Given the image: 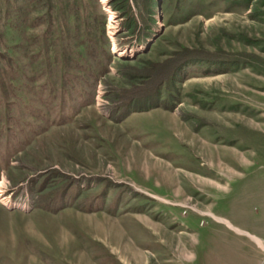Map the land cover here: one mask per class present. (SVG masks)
Wrapping results in <instances>:
<instances>
[{
	"label": "rangeland",
	"instance_id": "rangeland-1",
	"mask_svg": "<svg viewBox=\"0 0 264 264\" xmlns=\"http://www.w3.org/2000/svg\"><path fill=\"white\" fill-rule=\"evenodd\" d=\"M98 3L109 72L65 94L62 59L35 58L63 1L0 0V264H264V0H161L147 44L116 53ZM184 49L236 62L109 108L149 83L125 73Z\"/></svg>",
	"mask_w": 264,
	"mask_h": 264
},
{
	"label": "trees",
	"instance_id": "trees-1",
	"mask_svg": "<svg viewBox=\"0 0 264 264\" xmlns=\"http://www.w3.org/2000/svg\"><path fill=\"white\" fill-rule=\"evenodd\" d=\"M62 10L66 24H60V29L49 24V28L42 37L44 44L42 53L35 55L36 59L46 55L50 67H57L51 54L56 59L61 58L62 84L65 94L77 92L78 86L83 88L98 82H104L109 72V65L113 60L112 42L107 34V15L102 11L98 0H62ZM109 6L120 20L121 29L127 40L122 41L116 36V44L120 49L135 47L137 44L145 46L153 35L155 15L161 8V0H109ZM37 38L34 40L37 42ZM39 60V59H38ZM233 60V61H232ZM205 52L181 50L173 54L163 63H152L144 72L128 70L126 76H142L149 83L132 87L131 89L117 88L111 90L110 109L130 110L131 107L145 106L150 109L160 104L159 94L163 86L174 83L178 75L191 64H218L228 66L236 62ZM55 69V68H52ZM43 68L40 75H44ZM138 73L139 75H137ZM39 75V76H40ZM46 75L55 78L53 71ZM123 75V76H124ZM30 80L33 78L30 77ZM48 85L45 84L44 87ZM84 90V89H82ZM56 91V90H55ZM79 93V91H78Z\"/></svg>",
	"mask_w": 264,
	"mask_h": 264
},
{
	"label": "bare ground",
	"instance_id": "bare-ground-1",
	"mask_svg": "<svg viewBox=\"0 0 264 264\" xmlns=\"http://www.w3.org/2000/svg\"><path fill=\"white\" fill-rule=\"evenodd\" d=\"M101 2L106 7L107 1L106 0H101ZM106 9L108 10L107 7H106ZM108 12H109L108 21H109L110 25H112L114 23V21H115L116 18H115V15L112 12H110L109 10H108ZM113 45H114L113 52L116 53L118 51V48L116 47V44H115V41L114 40H113ZM119 55H123V53L120 52ZM4 187H5V180L3 179L2 181H0V199H1L2 202L4 201V204L9 205L10 202H9L8 199H2L3 198V194H4V191H3V188Z\"/></svg>",
	"mask_w": 264,
	"mask_h": 264
},
{
	"label": "crops",
	"instance_id": "crops-1",
	"mask_svg": "<svg viewBox=\"0 0 264 264\" xmlns=\"http://www.w3.org/2000/svg\"><path fill=\"white\" fill-rule=\"evenodd\" d=\"M247 234V233H246ZM255 240H257L258 242H260L261 240L259 239V238H257V237H253ZM262 242V241H261Z\"/></svg>",
	"mask_w": 264,
	"mask_h": 264
},
{
	"label": "water",
	"instance_id": "water-1",
	"mask_svg": "<svg viewBox=\"0 0 264 264\" xmlns=\"http://www.w3.org/2000/svg\"><path fill=\"white\" fill-rule=\"evenodd\" d=\"M150 44H151V43H150ZM150 44H149V45H150ZM149 45H148V46H149Z\"/></svg>",
	"mask_w": 264,
	"mask_h": 264
}]
</instances>
